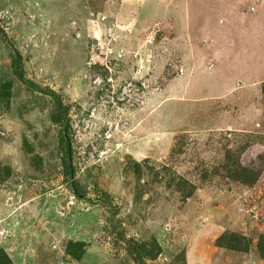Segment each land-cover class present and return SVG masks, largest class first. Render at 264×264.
Wrapping results in <instances>:
<instances>
[{
  "label": "rangeland",
  "instance_id": "1",
  "mask_svg": "<svg viewBox=\"0 0 264 264\" xmlns=\"http://www.w3.org/2000/svg\"><path fill=\"white\" fill-rule=\"evenodd\" d=\"M211 2L0 0V264H136L105 196L147 264H264V0Z\"/></svg>",
  "mask_w": 264,
  "mask_h": 264
},
{
  "label": "trees",
  "instance_id": "2",
  "mask_svg": "<svg viewBox=\"0 0 264 264\" xmlns=\"http://www.w3.org/2000/svg\"><path fill=\"white\" fill-rule=\"evenodd\" d=\"M10 68L13 73V75L16 76V78L27 88L43 93L46 96H49L53 100V104L55 105V108L57 110V115L60 116V118L63 120V127H62V156L60 157L61 164H62V173L64 176V180L66 182L70 183V188L72 192L75 194L77 199H86L84 192L79 187L78 183L74 181V175L76 173V167L72 164V154L70 149V140L65 138L68 135L69 132V124L66 118V108L63 106V103L60 100V96L56 91L52 89L43 88L40 85H37L34 81L27 79L25 77L24 69H23V63H22V56L21 54L14 49V57L10 63ZM83 200V199H82ZM91 202V199H88ZM99 202H102V205H105L110 212V219L109 223L111 224L113 228V232L116 234V239L119 242H122L126 246V250H129L133 260L136 264H147L144 255L142 253L143 246L134 239V238H126L124 236L123 231H120L117 228V223L121 220L117 219L116 217V211L115 207L112 205L111 201L108 199V197H100L98 199ZM142 249V250H141ZM4 254V251H3ZM5 256V254H4ZM4 264H8V262H4ZM11 264V263H10Z\"/></svg>",
  "mask_w": 264,
  "mask_h": 264
},
{
  "label": "crops",
  "instance_id": "3",
  "mask_svg": "<svg viewBox=\"0 0 264 264\" xmlns=\"http://www.w3.org/2000/svg\"><path fill=\"white\" fill-rule=\"evenodd\" d=\"M210 2H211V0H207V6H208L207 8H209V6L211 7V3L212 2L211 3ZM224 5H226V6H224V8H228V7L231 8L233 6V3L229 2L228 4H224ZM230 13H232V16H233V14H235V12H232V11ZM253 15H255L256 19H259L257 21L263 20L264 19V8L259 7L257 12L255 14H253ZM226 18L227 19H231L232 17L231 16L229 17V15H226ZM257 21H255V22H257ZM253 23H251L252 24L251 26H257V24H253Z\"/></svg>",
  "mask_w": 264,
  "mask_h": 264
},
{
  "label": "built area",
  "instance_id": "4",
  "mask_svg": "<svg viewBox=\"0 0 264 264\" xmlns=\"http://www.w3.org/2000/svg\"><path fill=\"white\" fill-rule=\"evenodd\" d=\"M118 56H121V52H120V53H118Z\"/></svg>",
  "mask_w": 264,
  "mask_h": 264
},
{
  "label": "clouds",
  "instance_id": "5",
  "mask_svg": "<svg viewBox=\"0 0 264 264\" xmlns=\"http://www.w3.org/2000/svg\"><path fill=\"white\" fill-rule=\"evenodd\" d=\"M121 56H122V54H121ZM73 196H75V194H73ZM76 197V196H75Z\"/></svg>",
  "mask_w": 264,
  "mask_h": 264
}]
</instances>
